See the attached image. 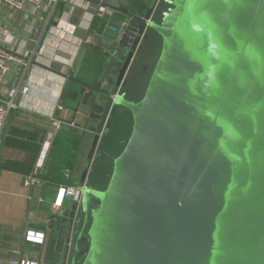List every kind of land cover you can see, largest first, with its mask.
<instances>
[{
	"label": "water",
	"instance_id": "1",
	"mask_svg": "<svg viewBox=\"0 0 264 264\" xmlns=\"http://www.w3.org/2000/svg\"><path fill=\"white\" fill-rule=\"evenodd\" d=\"M164 1L159 19L157 2L129 16L113 86L93 103L95 130L119 106L132 125L107 184L85 185L63 220L70 264H264V0H198L217 55L182 19L185 0ZM153 32L158 53L130 100L124 78Z\"/></svg>",
	"mask_w": 264,
	"mask_h": 264
},
{
	"label": "crops",
	"instance_id": "2",
	"mask_svg": "<svg viewBox=\"0 0 264 264\" xmlns=\"http://www.w3.org/2000/svg\"><path fill=\"white\" fill-rule=\"evenodd\" d=\"M148 1L142 0L141 13L146 12ZM159 1L161 0H155L154 4L156 2L158 4ZM70 6V0H58L47 25L38 23L37 26L46 32L50 26L56 27L59 20L68 19L72 26L76 25L73 37H70L72 43L93 32H98L100 36L94 37L91 44L79 47L70 68L59 61L51 62L48 68L44 64L36 66L38 70L31 77L34 85L29 94L30 98L24 100L28 105L29 100L37 99L39 108L44 109L41 111L46 112L45 110L51 109L60 100L65 91L70 92V97L65 102L66 106L59 109L57 116L64 117L67 123H73L74 126L53 132L46 115L32 111L26 105L11 110L5 121L4 131L0 137L2 262L17 259L20 253L13 252L16 250L26 251L30 258L42 264H60L62 247H67L64 240L68 239L66 232L69 230V226H65L64 222L70 216L73 199L66 198L60 210H53L52 201L57 186L60 183L77 186L86 182V185L101 188L109 178L115 154L121 149L115 150L114 153L109 149L116 138V130L113 135L111 133L114 130H110L106 136L104 132L95 130L90 123L95 122L91 118L93 103L99 100L101 92L111 88L115 81V75L112 74L114 67L111 64L121 50L119 47L125 33L103 34L105 19L94 17L90 20L83 8L76 5L70 12ZM128 19L129 15L122 11H117L112 18L115 24ZM13 22L19 28L22 19L16 17ZM155 41L159 44L156 34L154 43ZM155 57L156 55L152 56L149 63L153 64ZM149 63L143 64L148 66ZM44 74H47L49 79ZM145 84L146 81L144 86L139 87L142 88V93H138L139 89L133 92L125 87L127 98L139 99ZM76 90L80 91V96L75 101L71 94ZM118 112L122 119H125L127 114L131 117L129 111L120 106L115 108L111 116ZM110 138L112 142L109 141ZM37 164L38 184L35 187L27 185L26 178ZM97 169L100 174H96ZM26 230L44 234L43 243L25 240ZM59 242L61 255H56ZM69 247V253L65 255L67 257L63 261L65 264H70L74 253L71 241Z\"/></svg>",
	"mask_w": 264,
	"mask_h": 264
},
{
	"label": "built area",
	"instance_id": "3",
	"mask_svg": "<svg viewBox=\"0 0 264 264\" xmlns=\"http://www.w3.org/2000/svg\"><path fill=\"white\" fill-rule=\"evenodd\" d=\"M58 0H0V137L4 131L5 121L9 112L23 105L29 106L32 111L43 113L49 120L53 132H58L64 127H72L73 123H67L64 117L56 116L55 110L61 109L59 101L51 109L41 111L37 99L24 102L29 97L33 88L31 77L35 75L36 66L44 64L49 67L53 61H59L67 67H71L79 47L91 44L94 37L100 36L98 32L86 35L83 39L72 43L75 27L67 20H59L56 27L50 26L46 32L40 30L39 24L47 25L53 16V10ZM122 0H70V12L74 6L84 9L91 19L94 17L106 20L103 34L112 35L117 32H126L130 20H123L115 24L112 20L117 13ZM17 18L22 19L18 28L14 24ZM87 28V27H86ZM38 37V38H37ZM48 78L47 74H44ZM27 77V78H26ZM25 78V79H24ZM49 79V78H48ZM60 97V93L57 96ZM44 110V109H42ZM38 164L26 178V184L36 186L38 184ZM86 182L72 185L60 183L57 186L52 201L53 210H60L65 199L77 200L80 191L85 187ZM25 240L32 243H43L44 234L33 230L24 232ZM65 255H68L70 239H66ZM20 253L17 259H10L7 262L0 261V264H42L36 259L29 257L26 251ZM67 257V256H66ZM65 257V259H66ZM65 264V262L63 263Z\"/></svg>",
	"mask_w": 264,
	"mask_h": 264
},
{
	"label": "rangeland",
	"instance_id": "4",
	"mask_svg": "<svg viewBox=\"0 0 264 264\" xmlns=\"http://www.w3.org/2000/svg\"><path fill=\"white\" fill-rule=\"evenodd\" d=\"M154 2L155 0L148 1V3H146V10L152 8ZM154 37H155V33L153 32L148 36L146 40H144V42L143 41L141 42V50H139L137 56L134 57V59L132 60L131 68L128 70L124 78V85L130 91L134 92L137 89H139L141 85L144 86L145 81H147L149 77V73L151 72V69L153 67L152 63L151 62L149 63V60L151 59L152 56L157 55L158 53V47H157L158 41L157 42L155 41L154 43ZM120 49H121L120 52L117 53L113 59L118 60V56H121L125 51L122 48ZM144 62H148L149 65L147 66L143 64ZM106 72L108 73V68L106 69ZM138 93H142V88L139 89ZM119 112L114 114V116L110 117L109 126L107 127V130L104 132L105 135L107 136L110 130H114L111 133V135H113V133L116 130L115 132L116 138L113 140V142L111 138L109 139V141L112 142L111 145L109 146L110 152L112 153H114L115 150L121 148V146L123 145L122 142L124 141V136L126 137L127 134L129 135L131 131V125H132L131 117L127 114L125 116V119H122ZM103 141L104 140H102V142ZM95 172L96 174H100V171L98 169ZM61 252H62V259L60 264H63L66 254L65 247H62Z\"/></svg>",
	"mask_w": 264,
	"mask_h": 264
},
{
	"label": "trees",
	"instance_id": "5",
	"mask_svg": "<svg viewBox=\"0 0 264 264\" xmlns=\"http://www.w3.org/2000/svg\"><path fill=\"white\" fill-rule=\"evenodd\" d=\"M141 7H142V0H128L125 2L122 1L119 5L118 12L119 11L125 12L129 16L130 15H136V14L141 13V11H140ZM168 7H170V5L167 2H165L164 0L159 1V3L157 4V7L155 9V14H154L156 19H159L161 13L166 11V9ZM158 47H159V44H158ZM158 50H159V48H158ZM94 90H96V88ZM65 92L61 95L60 100H59V103L62 107L66 106L65 102L68 100V97H70V92L69 93L66 92V94H65ZM79 96H80V91H77V90L75 91V93L71 94L72 99L75 101L79 98ZM58 113H59V108H58V110H56V116L58 115ZM127 136H129V135L127 134L126 137L124 136V141L122 142L123 145L121 146V149L119 151H117V153L115 155H118L119 152L123 149L125 142H126V139H127ZM110 172H111V170H110ZM109 178H108V180H109ZM108 180L106 181V183L101 188H103L107 184ZM62 241H63V239H62ZM59 246H60V242H59L58 248H56L57 253H58L56 255H61V252H60L61 250H60Z\"/></svg>",
	"mask_w": 264,
	"mask_h": 264
},
{
	"label": "snow or ice",
	"instance_id": "6",
	"mask_svg": "<svg viewBox=\"0 0 264 264\" xmlns=\"http://www.w3.org/2000/svg\"><path fill=\"white\" fill-rule=\"evenodd\" d=\"M178 6L183 7L184 16L182 17V19H187L189 16L192 17V30L194 32L199 33L201 38H203L204 34H207L208 52L211 55H217V53L213 50V44L218 43V42H217L216 36L211 31L212 25L207 22L206 18L197 19V17L194 15V10L197 7H199L198 0H185V2L182 5L178 4ZM189 10H192V11H189ZM198 78L202 79V77H198ZM207 115L214 116L212 112H208Z\"/></svg>",
	"mask_w": 264,
	"mask_h": 264
}]
</instances>
